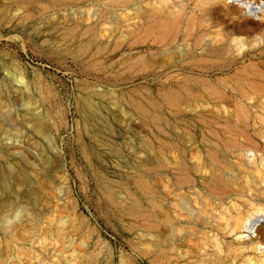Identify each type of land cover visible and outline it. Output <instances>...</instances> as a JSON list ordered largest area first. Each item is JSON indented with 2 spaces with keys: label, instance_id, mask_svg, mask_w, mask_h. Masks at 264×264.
<instances>
[{
  "label": "rangeland",
  "instance_id": "rangeland-1",
  "mask_svg": "<svg viewBox=\"0 0 264 264\" xmlns=\"http://www.w3.org/2000/svg\"><path fill=\"white\" fill-rule=\"evenodd\" d=\"M251 1L0 0V264H264Z\"/></svg>",
  "mask_w": 264,
  "mask_h": 264
},
{
  "label": "bare ground",
  "instance_id": "bare-ground-1",
  "mask_svg": "<svg viewBox=\"0 0 264 264\" xmlns=\"http://www.w3.org/2000/svg\"><path fill=\"white\" fill-rule=\"evenodd\" d=\"M3 1V0H2ZM199 3H208L213 0H198ZM262 4L259 2L255 3L251 0H232L231 4H227V8L234 14L241 13L242 8L245 9V11L249 14H255L257 12L263 11ZM241 16V15H240ZM5 107V103L0 99V112L3 111ZM263 219V220H260ZM247 228H249V231L253 234H256L258 230H264V214H261L257 216V218L249 221L245 225ZM261 250L264 251V247H261Z\"/></svg>",
  "mask_w": 264,
  "mask_h": 264
},
{
  "label": "water",
  "instance_id": "water-1",
  "mask_svg": "<svg viewBox=\"0 0 264 264\" xmlns=\"http://www.w3.org/2000/svg\"><path fill=\"white\" fill-rule=\"evenodd\" d=\"M245 15H248V13H246ZM260 220H263V219H260Z\"/></svg>",
  "mask_w": 264,
  "mask_h": 264
}]
</instances>
